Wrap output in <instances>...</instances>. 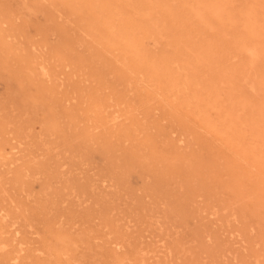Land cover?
<instances>
[{"label": "rangeland", "instance_id": "374dc122", "mask_svg": "<svg viewBox=\"0 0 264 264\" xmlns=\"http://www.w3.org/2000/svg\"><path fill=\"white\" fill-rule=\"evenodd\" d=\"M23 1L0 0V264H264V146L222 125L232 102H252L244 121L260 107L264 57L249 69L237 37L264 0L204 21L196 0ZM198 47L210 60L192 69ZM178 75L220 101L217 131L193 89L170 90Z\"/></svg>", "mask_w": 264, "mask_h": 264}, {"label": "bare ground", "instance_id": "6f19581e", "mask_svg": "<svg viewBox=\"0 0 264 264\" xmlns=\"http://www.w3.org/2000/svg\"><path fill=\"white\" fill-rule=\"evenodd\" d=\"M26 1V0H25ZM25 1H23V2H25ZM47 1V0H46ZM197 1V4H199V6L197 7V8H195V15L197 16V17H200L203 21L204 20H206V15L205 14H209V15H223V13H225L224 11H226V7H227V4H228V2L229 1H227V0H222V1H220V0H196ZM20 2V1H19ZM50 2H51V0H50ZM232 3H233V0L231 1ZM234 2H236V1H234ZM14 3V2H13ZM69 3H70V1H69ZM194 3H195V1H194ZM238 3H239V0H238ZM8 4V3H7ZM12 4V3H11ZM16 4V3H15ZM70 4H72V3H70ZM171 4V3H170ZM196 4V5H197ZM255 4H257V3H255ZM261 4V3H260ZM25 5V4H24ZM28 5V4H27ZM251 5H254V4H251ZM234 6V5H233ZM245 5H242V9H243V7H244ZM247 6V5H246ZM245 6V7H246ZM260 6V5H259ZM12 7V6H11ZM24 7V6H23ZM26 7V6H25ZM247 8V7H246ZM3 9V8H2ZM193 9V8H192ZM233 9V8H232ZM242 9H241V11H242ZM25 10H26V8H25ZM28 10V9H27ZM240 10V9H239ZM256 10H258V9H255V8H251V9H249L248 11H247V15H246V17H245V19H244V22L242 23V30H241V37H237V39H238V43H239V46H240V50L241 51H244V52H246L247 54H248V65H249V69H253V67H257V65H258V63L261 61L260 59H262V57H264V21L260 18V16H258V13H257V11ZM0 11H1V9H0ZM232 12H233V10H231ZM238 13V12H237ZM4 14V13H3ZM36 14V13H35ZM243 14V13H242ZM238 15V14H237ZM7 16V15H6ZM31 16V15H30ZM61 16V15H60ZM230 16V15H229ZM234 16V15H233ZM239 16V15H238ZM64 17V16H63ZM222 17H224V16H222ZM41 18V17H40ZM230 18L231 17H229V24H226V25H229V27L231 28V29H233V30H240V27H238V25H236V23L233 21V19L232 20H230ZM223 20V19H222ZM235 20V19H234ZM225 21H227V20H225ZM207 22H209V21H207ZM218 22V21H217ZM18 23V22H17ZM221 23V22H220ZM219 23V24H220ZM64 24H66V22L64 23ZM79 24V23H78ZM92 24V23H91ZM149 24V23H148ZM207 24V23H206ZM217 24V23H216ZM70 25L72 26L73 24H71L70 23ZM79 25H82V24H79ZM73 26H75V25H73ZM77 27V26H76ZM75 27V28H76ZM211 27V26H210ZM74 28V29H75ZM78 28V27H77ZM237 28V29H236ZM154 29V28H153ZM218 30V29H217ZM95 31V30H94ZM61 32V31H60ZM79 32V31H78ZM93 32V31H92ZM72 33V32H71ZM105 33H108L109 35H108V38H109V40H111V41H113L115 44H116V46H117V44L118 45H120V46H125L127 49H130V46H131V44H132V40H131V38H129V37H127L128 36V33H126L124 30H121L118 34H117V36L115 35V36H112V37H110V28H108L107 26H105ZM234 33V32H233ZM230 34V33H229ZM55 35V34H54ZM65 35V34H64ZM224 35H226V34H224ZM234 35V34H233ZM73 36H74V34H73ZM83 36V35H82ZM84 36H86V35H84ZM221 36V35H220ZM219 36V37H220ZM230 36H231V34H230ZM229 36V37H230ZM9 37V36H8ZM40 37V36H39ZM7 38V37H6ZM57 38H58V36H57ZM228 38V37H227ZM82 39V38H81ZM86 39V38H85ZM22 40V39H21ZM106 40V39H105ZM207 40V39H206ZM211 40V39H210ZM209 40V41H210ZM15 41V40H14ZM204 41V40H203ZM233 41H235V40H233ZM181 42V41H180ZM52 43H53V41H52ZM62 43V42H61ZM203 43V42H202ZM226 43V42H225ZM224 43V44H225ZM63 44V43H62ZM178 44H180V43H178ZM177 44V45H178ZM200 44V43H199ZM78 45H79V43H78ZM206 45V44H205ZM226 45V44H225ZM183 46H185V45H183ZM77 47V46H76ZM82 47V46H81ZM98 47V46H97ZM180 47H181V44H180ZM188 47H189V45H188ZM188 47L186 48V49H188ZM192 48H193V46H191ZM216 47V46H215ZM54 48V47H53ZM52 48V49H53ZM218 48V47H217ZM216 48V49H217ZM178 49V48H177ZM203 49V48H202ZM200 47H198L197 49H190L189 50V53H188V56L186 57L188 60V63L190 64L189 66L192 68V69H194V68H199L200 66L202 67V66H204L205 64H207V62H208V58H209V55L206 53H203V51L204 50H202ZM215 49V50H216ZM212 50V49H211ZM23 51V50H22ZM25 51V50H24ZM28 51H29V49H28ZM36 51V50H35ZM18 52V51H17ZM26 52V51H25ZM74 52V51H73ZM83 52H84V50H83ZM178 52H179V50H178ZM220 52H222V51H220ZM220 52H218V53H220ZM24 53V52H23ZM45 53V52H44ZM195 54L196 53V56L195 57H191V56H189V54ZM87 54V53H86ZM136 55H133V54H131L134 58H136L135 59V61L133 62V63H135L137 66H140V67H142V66H144L145 65V59L143 58V57H139L138 56V54L137 53H135ZM177 54V53H176ZM214 54V53H213ZM215 56V55H214ZM38 57V56H37ZM42 57V56H41ZM73 57V56H72ZM216 57V56H215ZM214 57V59H211V60H214V62H215V58ZM30 58V57H29ZM32 58V57H31ZM51 58V57H50ZM52 58H54V57H52ZM74 58H76L75 56H74ZM65 59V58H64ZM33 60V59H32ZM49 60V59H48ZM51 60V59H50ZM49 60V61H50ZM73 60V59H72ZM77 60V59H76ZM209 60H210V58H209ZM34 61H37V60H34ZM59 61V60H58ZM64 61V60H63ZM68 61V60H67ZM91 61V60H90ZM219 62V60H216V62ZM42 62V61H41ZM53 62H54V60H53ZM87 62V61H86ZM93 62V61H92ZM91 62V63H92ZM98 62V61H97ZM36 63V62H35ZM45 63V62H44ZM48 63V62H47ZM51 63V62H50ZM64 63V62H63ZM67 63H69V62H67ZM96 62H94L93 64H95ZM225 63V62H224ZM46 64V63H45ZM54 64V63H53ZM59 64V63H58ZM76 64H78L77 62H76ZM89 64V63H88ZM87 64V65H88ZM211 64H212V62H211ZM47 65V64H46ZM48 65H49V63H48ZM97 65V64H96ZM225 65V64H224ZM229 65V64H228ZM247 65V64H246ZM41 66V65H40ZM45 65H42V67H41V69H42V71L43 72H41L42 73V75L43 74H47L48 72H46V70H45V67H44ZM50 66H51V64H50ZM49 66V67H50ZM54 66V65H53ZM53 66H51L52 68H53ZM60 67H62L61 65H59ZM63 66H65V65H63ZM160 66V65H159ZM176 66V65H175ZM65 67H67V66H65ZM85 67V66H84ZM97 67V66H96ZM200 67V68H201ZM228 67V66H227ZM59 68V67H58ZM57 68V69H58ZM101 68V67H100ZM178 68V67H177ZM212 68H214L213 66H212ZM226 68V67H225ZM230 68V67H229ZM46 69H48V68H46ZM55 69V68H54ZM97 69V68H96ZM123 69H124V67H123ZM160 67H159V71H160ZM28 70V69H27ZM59 70H60V68H59ZM62 70V69H61ZM132 71L134 70V69H131ZM162 70V69H161ZM213 70V69H212ZM39 71H40V69H39ZM45 71V72H44ZM50 71H52V69L50 70ZM49 71V72H50ZM59 72L58 70H54V72H52V73H55V72ZM63 71V70H62ZM158 70H157V68H156V70H155V76H157L158 78H159V76H160V73L161 72H159ZM61 72V71H60ZM115 72V71H114ZM182 72V71H181ZM213 71H211L210 73L211 74H213L212 73ZM226 72V71H225ZM51 73V74H52ZM63 73V72H62ZM226 73H228V70H227V72ZM33 73H31V75H32ZM49 74V73H48ZM47 74V75H48ZM135 74V73H134ZM207 74V73H206ZM211 74H209V75H211ZM53 75V74H52ZM55 75H57V74H55ZM180 75V74H179ZM177 76V77H173V78H169L168 80V82H169V87H170V90L172 91V92H174L175 94H180V92H182L181 90H182V88L185 90V92L186 91H190V90H192L193 89V91L192 92H186V95H187V97H186V100L188 101V102H195L196 103V105H197V107H199V108H204V107H206V110H205V117H206V120H205V124H208V127L209 128H213L214 130H216L217 131V126L214 124V121L208 116V111H209V109L211 108V107H214V106H218V102H220V101H218V99L217 98H213L212 97V95H211V93H209V94H204V92H201L198 88L196 89V87H197V85L195 84V86H194V84L191 82V80L189 79V78H183V77H180V76ZM209 75H207V76H209ZM33 76V75H32ZM54 76V75H53ZM134 76V75H133ZM201 76H203V75H201ZM46 77H48V76H46ZM204 77V76H203ZM228 77V76H227ZM44 78H45V75H44ZM54 78V77H53ZM141 78V77H140ZM206 78V77H205ZM138 79V78H137ZM203 80V78H200V81H202ZM225 80V79H224ZM245 80V79H244ZM246 80H248L247 78H246ZM180 81H182V86L179 84V82ZM228 81V80H227ZM242 81V80H241ZM221 82V81H220ZM219 82V83H220ZM243 82V81H242ZM241 82V83H242ZM200 83V82H199ZM207 83V82H206ZM215 83V82H214ZM235 83V82H234ZM237 83V82H236ZM240 83V82H239ZM192 84H193V86L195 87V89H194V87L192 86ZM198 84V83H197ZM222 84V83H221ZM220 84V85H221ZM51 85V84H50ZM204 85H206V84H204ZM213 85V84H212ZM215 86H217V84H214ZM213 85V86H214ZM235 85V84H234ZM233 85V86H234ZM245 85V84H244ZM251 85V87L252 88H255L256 90L259 88V85L260 84H255V83H252V84H250ZM243 86V85H242ZM247 86V85H246ZM50 87H52V85L50 86ZM57 87V86H56ZM262 87H264V85L262 86ZM53 88V87H52ZM51 88V89H52ZM50 89V88H49ZM49 89H48V91H49ZM168 89V88H167ZM206 89V88H205ZM204 89V90H205ZM203 90V91H204ZM211 90V89H210ZM210 90H207V91H210ZM58 91H60V90H58ZM258 91H259V89H258ZM257 91V93H259ZM260 91H262V93L260 94L261 96H262V98L260 99L261 101L259 102V104H260V107L256 110V112L251 116V117H249V120H250V122L248 123V119H247V121H244V119H241V118H239V115H241V114H239V115H237V113H236V110H235V106H237V107H239V109L238 110H240L242 107L241 106H243L244 108H246L247 107V105H249L250 103L252 104V102L250 101V102H248V99L246 98L245 100L243 99V101L244 102H240L239 104L240 105H237L236 103H234V102H232L231 103V105H229V106H231L232 107V104H233V107H232V111L230 112L229 111V121H226V122H223V124L222 125H225V127H227V128H229V130H231V131H229V133L230 134H232L231 136H228L229 138H232V139H249V140H247V144H246V146L242 149V151L243 152H250V154L252 153V152H254V154H256L257 152V150H258V148L256 147L258 144L260 145V147H262V146H264V110H262V108H264V90L261 88L260 89ZM52 92H54V91H52ZM55 92H56V89H55ZM212 92H214L213 90H212ZM231 92H233V91H230V93ZM61 93V92H60ZM220 93V92H219ZM53 94V93H52ZM67 94V93H66ZM227 94V93H226ZM225 94V97L226 96H228V94L226 95ZM238 94V93H237ZM61 95V94H60ZM63 95V94H62ZM181 95V94H180ZM229 95H231V94H229ZM236 95V94H235ZM52 96V95H51ZM53 97V96H52ZM51 97V98H52ZM178 97V96H177ZM220 97H222V96H220ZM228 97H231V96H228ZM62 98H64L63 96H62ZM175 98V97H174ZM227 98V97H226ZM226 98H225V100H226ZM232 98V97H231ZM216 99H217V101H216ZM224 99V98H223ZM251 99V98H250ZM68 101V100H67ZM221 101H222V99H221ZM62 103H63V101H61ZM217 102V103H216ZM238 103V102H237ZM241 103H242V105H241ZM228 104V103H227ZM59 105V104H58ZM172 105V104H171ZM12 106V105H11ZM55 106H57V105H55ZM209 106V107H208ZM229 106H228V108H229ZM182 107V109H183V106H181ZM19 108V107H18ZM37 108V107H36ZM58 108V107H57ZM215 108V107H214ZM30 109V108H29ZM198 109V108H197ZM14 110V109H13ZM55 110H57V109H55ZM218 110V109H217ZM26 111V110H25ZM31 111V110H30ZM35 111H37V110H35ZM195 111V110H194ZM200 111V110H199ZM219 111V110H218ZM14 113H15V111H13ZM18 112V111H17ZM28 112V111H27ZM33 112V111H32ZM202 112V111H201ZM31 113V112H30ZM56 113V112H55ZM196 113H198V111H196ZM27 114V113H26ZM33 114V113H32ZM38 114V113H37ZM37 114H36V116H37ZM178 114V113H177ZM25 115V114H24ZM218 116V115H217ZM24 117H26V116H24ZM182 117V116H181ZM225 121V120H224ZM219 123V122H218ZM248 124H249V127H250V129H248L247 130V132H246V126H248ZM219 125V124H218ZM62 126V125H61ZM213 130V131H214ZM206 133V132H205ZM83 137V136H82ZM245 142V141H244ZM256 147V148H255ZM223 148H224V146H223ZM255 148V149H254ZM260 149V148H259ZM264 148H262L261 150H263ZM261 150H259V152L261 151ZM257 153V154H261V153ZM256 154V155H257ZM252 156V155H251ZM234 157V156H233ZM261 160L264 162V154H263V152H262V154H261ZM245 162V161H244ZM250 167V166H249ZM264 171V170H263ZM263 175H264V173H263ZM262 175V176H263ZM264 177V176H263ZM242 178V177H241ZM261 179H263V178H261ZM246 180V179H245ZM231 192V191H230ZM234 192V191H233ZM229 193V192H228ZM229 195V194H228ZM235 195V194H234ZM223 198V197H222ZM237 198V197H236ZM226 200V199H225ZM230 202H232V201H230ZM16 235H19L18 233L16 234ZM19 245V244H18ZM24 246V245H23ZM20 247V246H19ZM73 247V246H72ZM76 247L77 246H75V250H76ZM16 251V250H15ZM36 253V252H35ZM18 256V255H17ZM29 257V256H28ZM10 260H13L14 261V263L13 264H20L19 263V261H17V257L16 256H11L10 258H9ZM26 261V260H25ZM125 261V260H124ZM26 262H28V261H26ZM67 262V261H66Z\"/></svg>", "mask_w": 264, "mask_h": 264}]
</instances>
